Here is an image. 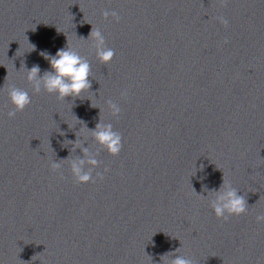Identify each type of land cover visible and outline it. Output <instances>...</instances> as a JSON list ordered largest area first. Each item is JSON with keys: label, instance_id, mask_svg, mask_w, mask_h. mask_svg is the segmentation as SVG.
<instances>
[{"label": "clouds", "instance_id": "clouds-1", "mask_svg": "<svg viewBox=\"0 0 264 264\" xmlns=\"http://www.w3.org/2000/svg\"><path fill=\"white\" fill-rule=\"evenodd\" d=\"M220 7H227L229 0H217ZM105 19L109 17L115 22H119L120 15L116 10L105 9L102 12ZM215 19L225 28L228 27L229 21L223 15L215 17ZM88 38L92 40V47L95 49L96 58L102 64H108L115 56V50L108 47L105 36L98 27H93ZM227 43V41H225ZM33 50L35 48L34 45ZM46 60L49 61L52 71H45L41 76L39 65H34L31 69L24 68L26 80L31 85L32 92L39 94L42 90L48 94H55L58 100H65L67 97H72L73 100L80 98L85 91H90L92 84L91 80V65L89 61L82 55L76 47L67 42L66 48L57 51L55 56H49L46 52L40 53ZM7 95L11 103L12 110L8 111L9 119L15 118L18 112H22L31 104V96L25 89L19 88L14 84L7 86ZM128 90L125 88L120 92L121 98H126ZM110 113L113 117H119L122 109L118 102L109 98L105 101ZM92 106V104H91ZM94 107V106H92ZM77 119V118H76ZM78 120V119H77ZM83 124L82 121L78 120ZM84 129L91 133V137L99 148L94 152L90 147H84V140L76 139L73 143V152L79 148L83 156L72 158L71 155L59 162L50 161L49 167L51 171L59 173L63 179L61 171L63 163L69 164L70 172L77 184L96 183L97 180L103 181L104 173L108 172L105 168L103 172H93L97 169L101 161L97 159L100 149L106 150L110 155L117 156L123 148L122 134L114 130L112 123H105L101 119L96 124L94 129H88L86 125ZM87 166V167H86ZM239 190L223 178V182L219 190H211L209 194H213V198L209 202V206L213 209L215 216L227 222L232 216L246 214L249 208L246 195H239ZM256 222L264 224V212H260L255 217ZM180 248L175 252L166 253L161 257L162 264H197L190 256L177 255ZM174 257V258H173Z\"/></svg>", "mask_w": 264, "mask_h": 264}]
</instances>
